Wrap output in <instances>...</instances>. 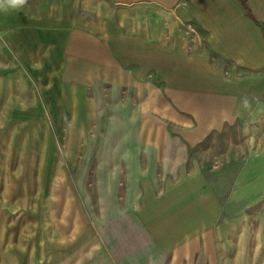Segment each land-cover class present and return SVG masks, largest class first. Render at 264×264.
<instances>
[{"label":"rangeland","instance_id":"obj_1","mask_svg":"<svg viewBox=\"0 0 264 264\" xmlns=\"http://www.w3.org/2000/svg\"><path fill=\"white\" fill-rule=\"evenodd\" d=\"M176 4L187 43L107 45L133 78L156 88L185 79L168 67L183 53L198 64L194 74L203 71L204 88L91 90V107H28L21 121L14 115L25 109L15 105L21 91L39 92L28 91L36 83L8 43L11 28L0 11V83L13 89L12 106L0 99V264L187 262L170 259L175 253L155 245L133 217L143 194L131 184L153 167L161 194L200 173L224 202L217 251L191 264H264V0ZM92 9L93 30L114 17Z\"/></svg>","mask_w":264,"mask_h":264},{"label":"crops","instance_id":"obj_2","mask_svg":"<svg viewBox=\"0 0 264 264\" xmlns=\"http://www.w3.org/2000/svg\"><path fill=\"white\" fill-rule=\"evenodd\" d=\"M177 1L28 0L23 9L10 10L9 15L6 12L3 23L11 28L7 41L18 48L19 63L32 76L31 83H36L28 91L39 92L28 96L20 90L15 105L25 109L15 111L14 115L23 117L18 118L21 121L27 119L28 107L39 108L40 112L44 106L91 107L92 98L87 93L91 90H124L129 89L128 86L137 90L145 87L147 90L168 91L204 88V82L198 79L203 71L194 74L198 64L184 61L183 53L179 65L171 60L168 67L170 74L185 79L182 82L166 81L156 88L152 82L142 83L133 78V71L123 67V57L115 55L113 58L109 50L113 45H107L118 43L120 49L129 50L131 47L126 44H132L138 50L141 43H187L190 39L184 33L183 19L176 13V10L181 12L184 9L176 4ZM94 4L103 13L115 11L114 17L105 22L100 20L99 30L92 29L97 23H93L88 14ZM197 6L202 10L203 2H197ZM139 57L135 61L140 65L143 56ZM151 64L154 66L153 61ZM171 67L175 68L174 72ZM12 90L11 82L0 83V99L5 104L11 103L7 101H11ZM62 91H70L69 96L61 95ZM131 152L138 154L133 148ZM152 152L156 155L155 151ZM138 169L136 166L137 173ZM147 171L141 177L136 174L137 181L131 184L143 194L133 217L141 219L155 245L166 253L174 252L170 259L186 260L183 264L214 255L219 247L216 226L224 202L207 176L200 173L191 177L185 175L177 183L163 186L165 191L161 194L157 183L159 171L154 167Z\"/></svg>","mask_w":264,"mask_h":264},{"label":"clouds","instance_id":"obj_3","mask_svg":"<svg viewBox=\"0 0 264 264\" xmlns=\"http://www.w3.org/2000/svg\"><path fill=\"white\" fill-rule=\"evenodd\" d=\"M28 3V0H0V11L20 10ZM251 106V99L245 95L242 98V107L248 109Z\"/></svg>","mask_w":264,"mask_h":264},{"label":"bare ground","instance_id":"obj_4","mask_svg":"<svg viewBox=\"0 0 264 264\" xmlns=\"http://www.w3.org/2000/svg\"><path fill=\"white\" fill-rule=\"evenodd\" d=\"M33 123V122H32ZM36 123V122H35ZM34 124V123H33ZM32 125V124H31Z\"/></svg>","mask_w":264,"mask_h":264},{"label":"trees","instance_id":"obj_5","mask_svg":"<svg viewBox=\"0 0 264 264\" xmlns=\"http://www.w3.org/2000/svg\"><path fill=\"white\" fill-rule=\"evenodd\" d=\"M248 11H250L249 8H248Z\"/></svg>","mask_w":264,"mask_h":264}]
</instances>
